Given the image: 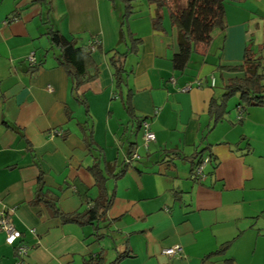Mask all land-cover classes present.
Wrapping results in <instances>:
<instances>
[{"label": "crops", "instance_id": "1", "mask_svg": "<svg viewBox=\"0 0 264 264\" xmlns=\"http://www.w3.org/2000/svg\"><path fill=\"white\" fill-rule=\"evenodd\" d=\"M130 4L120 41L123 0H0V211L13 210L32 248L23 264H86L99 253L106 263L128 254L120 264H264V106L246 108L238 122L236 97L222 120L210 115L228 82L243 78L227 69L242 65L247 49L264 58V0H228L226 29L185 73L173 68L178 36L169 11L155 30L157 6ZM126 27L141 41L136 53H128ZM51 29L79 46L100 41L90 52L98 75L77 92ZM116 52L128 53L122 84L111 64ZM144 119L156 135L148 148ZM132 151L140 159L126 166ZM207 156L205 177L192 180ZM96 165L111 199L99 239L94 226L65 224L34 204L39 192L57 198L64 214L89 209L100 193ZM176 246L182 255L162 254ZM19 261L0 231V264Z\"/></svg>", "mask_w": 264, "mask_h": 264}, {"label": "trees", "instance_id": "2", "mask_svg": "<svg viewBox=\"0 0 264 264\" xmlns=\"http://www.w3.org/2000/svg\"><path fill=\"white\" fill-rule=\"evenodd\" d=\"M126 3V11L122 23L120 41L123 37V27L126 26L128 16L131 15L130 0H123ZM151 4L157 6V14L153 20V28L163 29V11H169V18L172 26L177 30L178 36V52L173 57V68L175 71L185 73L190 67L193 55L205 56L214 41L216 35L220 31H224L227 27L226 23V3L228 0H187L185 5H179L174 0H148ZM127 33L131 39L128 53H136L141 43L140 40L133 39L130 31ZM52 45L61 52L59 57L60 65H63L73 82V91L77 92L80 87L90 83L97 77V70L93 68V60L88 46L78 45L74 40H68L59 31L51 29L48 33ZM128 53L120 54L116 52L111 58V64L115 69V75L120 84H122V76L125 72V61ZM227 70L240 72L243 78H234L230 80L226 86V92L220 102L213 99L210 104V115L214 117L215 122L223 119L229 100L233 98L239 99V105H245L246 108L264 106V58L256 55L252 50L247 49L242 65ZM119 84V85H120ZM215 87V86H214ZM128 112L132 111L131 105L128 104ZM147 119L140 120L138 125ZM130 155V154H129ZM201 158L196 167L203 161ZM212 162V158L210 163ZM127 166V165H126ZM193 170V171H194ZM96 185L99 188V196L94 200V204L84 212L74 214H64L57 207V198L37 193L34 204L45 203L50 209L51 214L62 219L63 223H77L80 225H92L95 227V235L99 239L100 231L105 228L101 223L107 222V211L111 205V199L107 195L105 182L107 178L102 174L98 165L90 169ZM127 168H123L121 172L114 175L119 177L125 174ZM48 198V199H47ZM228 246L222 248L213 256L223 254ZM128 254L120 255L115 261L106 263L103 253L90 257L86 264H120L121 260ZM208 258L206 259H209ZM205 259V260H206ZM229 264L233 261L228 260Z\"/></svg>", "mask_w": 264, "mask_h": 264}, {"label": "built area", "instance_id": "3", "mask_svg": "<svg viewBox=\"0 0 264 264\" xmlns=\"http://www.w3.org/2000/svg\"><path fill=\"white\" fill-rule=\"evenodd\" d=\"M100 44L99 40H94L88 46L90 52H94L97 45ZM28 62L35 66L36 59L35 53L30 54L28 57ZM215 78L213 77L211 80V85L215 86ZM198 87H201L199 82H195ZM192 89V84L186 85L184 88L181 89L182 92H189ZM245 106L238 105L237 112H238V122H242L245 115ZM142 128L144 130L143 141L146 148H148L149 144L156 141V135L150 129L149 121H144L142 124ZM56 135H62V132L55 131ZM140 159L139 154L137 151H132L130 155L126 157L125 164L127 166H131L133 162L138 161ZM211 157L207 156L203 159V161L196 167V169L192 173V180H202L205 177L204 170L205 167L210 163ZM12 214L13 210H2L0 211V231H4L6 233V242L8 245L13 246L15 248L17 256L20 258V261L17 264H23L25 259L28 258L30 251L32 248L26 246L22 243V233L16 228L15 224L12 221ZM183 250L181 247L176 246L174 248L163 250L162 254L165 256H178L182 255Z\"/></svg>", "mask_w": 264, "mask_h": 264}, {"label": "rangeland", "instance_id": "4", "mask_svg": "<svg viewBox=\"0 0 264 264\" xmlns=\"http://www.w3.org/2000/svg\"><path fill=\"white\" fill-rule=\"evenodd\" d=\"M112 256H114V255H112V252H110V254H109V259H112ZM111 257V258H110ZM116 259V256L111 260V261H113V260H115ZM110 261V262H111Z\"/></svg>", "mask_w": 264, "mask_h": 264}]
</instances>
